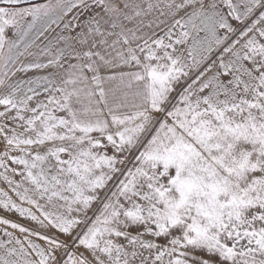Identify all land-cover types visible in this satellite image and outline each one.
<instances>
[{
  "label": "snow or ice",
  "instance_id": "1",
  "mask_svg": "<svg viewBox=\"0 0 264 264\" xmlns=\"http://www.w3.org/2000/svg\"><path fill=\"white\" fill-rule=\"evenodd\" d=\"M0 264H264V0H0Z\"/></svg>",
  "mask_w": 264,
  "mask_h": 264
}]
</instances>
